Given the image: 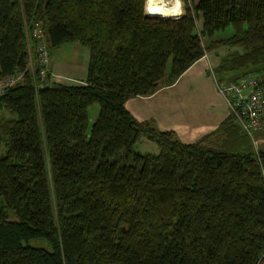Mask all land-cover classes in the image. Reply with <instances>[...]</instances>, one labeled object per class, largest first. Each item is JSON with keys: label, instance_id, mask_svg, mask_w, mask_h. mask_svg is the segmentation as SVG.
I'll list each match as a JSON object with an SVG mask.
<instances>
[{"label": "trees", "instance_id": "obj_1", "mask_svg": "<svg viewBox=\"0 0 264 264\" xmlns=\"http://www.w3.org/2000/svg\"><path fill=\"white\" fill-rule=\"evenodd\" d=\"M145 2L0 0V79L23 73L0 94V264H256L264 252V151L251 141L264 108L258 132L227 107L218 129L183 143L125 107L218 45L242 52L217 81L264 78V0H180L174 19L148 16L179 15L148 3L145 14ZM35 25L49 57L67 42L88 48L84 83L41 82L32 36L27 52ZM228 26L230 36L202 44ZM141 138L158 153L137 152Z\"/></svg>", "mask_w": 264, "mask_h": 264}, {"label": "rangeland", "instance_id": "obj_2", "mask_svg": "<svg viewBox=\"0 0 264 264\" xmlns=\"http://www.w3.org/2000/svg\"><path fill=\"white\" fill-rule=\"evenodd\" d=\"M150 1L151 0H147V3L151 6ZM179 2L180 0L170 5L154 6L153 4V6L155 9L161 10L160 12L167 11L168 13H164L165 15L177 12L178 8H180V5H182ZM232 31V26H228L223 31L216 32L211 39L203 38L202 44L207 46L212 41L228 37L232 34ZM241 52V50L235 47L220 45L206 52L204 55L207 56L205 62L200 63L195 69L183 77L182 81L176 88L169 89V87L175 86L177 81L171 86L162 87L159 89L156 93H161L156 99H153L152 101L141 102L143 104L144 114L148 116L149 119L147 121L139 122H150L157 130L168 131L163 130V125L167 124L173 126L174 124L172 123L180 119L181 114L184 111L191 112L199 110V114H203V117H200L199 121H202L205 119V116L209 114L208 112L215 107V105L218 109H221V100L217 97V92L215 87L212 86L211 80H213V75L216 77V73L219 72L218 67L221 65L224 59L230 58L234 54ZM88 61V48L77 42H67L56 49H52L49 62L50 68L52 66L53 73H55L51 75L52 82L54 81L56 84H74L78 83L77 80L83 81V77H87ZM168 70L169 68H167V71ZM162 84H164V82ZM195 102L200 103L202 108L197 107ZM163 111H165V113ZM98 113V104H93L88 107V130H90L92 123L96 120ZM164 114H166V116L169 117L168 119H170L168 120V123H165V121L162 120V116ZM227 116H224L221 121L219 120L220 122H217L216 127L207 135L218 129ZM6 118H8L7 113L2 112L0 114V121ZM170 131L173 132L180 140V134L177 132V130ZM259 138L258 150L264 151V133H262L261 137L259 136ZM135 150L141 154L158 153V147L156 144L143 138L138 140V142L135 144Z\"/></svg>", "mask_w": 264, "mask_h": 264}, {"label": "built area", "instance_id": "obj_3", "mask_svg": "<svg viewBox=\"0 0 264 264\" xmlns=\"http://www.w3.org/2000/svg\"><path fill=\"white\" fill-rule=\"evenodd\" d=\"M145 14H147V8L145 10ZM28 48L27 52L30 55V37L32 36L37 40L36 45V53L38 55L37 60V68H38V76L41 82H44L49 74V52L48 46L46 42V35L44 29H42L41 25H35L31 34H26ZM28 68L35 74V62L33 59L29 57ZM37 78V77H35ZM23 80V73L18 72L11 76H8L4 79H0V94H2L7 88L13 87L16 84L20 83ZM213 80L215 82V87L218 94L223 98L228 109L236 108V106H240L242 115L246 116V120L248 121L247 126L243 125L247 130L248 134H252L258 132L260 130L261 122L259 120V112L264 108V88L259 86V83L264 80V78L255 79L252 77L244 78L237 83L226 84L224 82H219L216 80L213 75ZM37 84V83H36ZM39 84V83H38ZM248 95V96H247ZM247 96L249 98V102L245 105L242 104V100ZM245 106V107H244ZM253 143V147L255 151L258 153V145L259 141L256 139L251 140ZM256 264H264V252L257 260Z\"/></svg>", "mask_w": 264, "mask_h": 264}, {"label": "crops", "instance_id": "obj_4", "mask_svg": "<svg viewBox=\"0 0 264 264\" xmlns=\"http://www.w3.org/2000/svg\"><path fill=\"white\" fill-rule=\"evenodd\" d=\"M206 58L207 56H204L199 61H197L194 65H192L185 73H183L179 77V79L175 83L176 85L169 87V89L176 88L178 84L182 81L183 77H185L189 72L195 69L200 63L205 62ZM49 73L51 75L55 74L53 73L52 66L51 68L49 66ZM83 78H84L82 79L83 81L77 80V82L81 84L84 83L85 77ZM211 83H212V86L215 87L214 80H211ZM215 90H216V87H215ZM160 93H156L152 95L151 97H144V98L137 97V98L128 99L125 103V107L128 110V112L138 121H147L149 118L148 116L144 114L143 104L141 102L152 101L153 99H156L160 95ZM217 95H218L217 97L221 100V106H222L221 109H218L217 106L215 105V107L212 108L208 112L209 114L205 116V119H203L202 121H199L200 117H203V114H199V110H195L191 112H187L183 110L184 112L181 114L180 119H178L177 121H174L172 123L174 124L173 126L167 125V124L163 125L162 127L164 128L163 130H168V131L177 130V132L180 134L179 138L183 143H192L200 139L201 137L207 135L216 127L217 122H220L222 118L224 116H227L229 113L228 112L229 110H227V107L225 105L223 98L218 94V92H217ZM195 105L199 108H202L201 104L198 102H195ZM163 112L165 113V111ZM168 118L169 117L166 116V114L162 116V120H164L165 123H168V120H170Z\"/></svg>", "mask_w": 264, "mask_h": 264}, {"label": "bare ground", "instance_id": "obj_5", "mask_svg": "<svg viewBox=\"0 0 264 264\" xmlns=\"http://www.w3.org/2000/svg\"><path fill=\"white\" fill-rule=\"evenodd\" d=\"M176 1H178V0H151L150 3H151V7L154 8V6L170 5V4H172V3L176 2ZM153 4H154V6H153ZM148 5H150V4H148ZM149 11H152V10L149 9ZM159 11H161V10H159ZM162 12H167V11H162ZM261 82L259 83V86H260Z\"/></svg>", "mask_w": 264, "mask_h": 264}, {"label": "water", "instance_id": "obj_6", "mask_svg": "<svg viewBox=\"0 0 264 264\" xmlns=\"http://www.w3.org/2000/svg\"><path fill=\"white\" fill-rule=\"evenodd\" d=\"M146 4H147V0H146V2H145V10H146ZM182 14V13H181ZM181 14L179 15V16H176V17H161V16H155V15H149V14H147L148 16H150V17H158V18H164V19H174V18H178V17H180L181 16Z\"/></svg>", "mask_w": 264, "mask_h": 264}, {"label": "clouds", "instance_id": "obj_7", "mask_svg": "<svg viewBox=\"0 0 264 264\" xmlns=\"http://www.w3.org/2000/svg\"><path fill=\"white\" fill-rule=\"evenodd\" d=\"M153 11H159V9H153ZM182 11V7L178 8L177 12L174 13L175 15H179V13Z\"/></svg>", "mask_w": 264, "mask_h": 264}]
</instances>
